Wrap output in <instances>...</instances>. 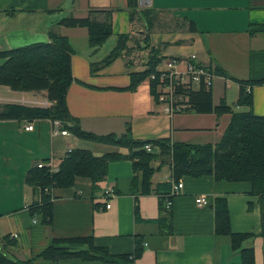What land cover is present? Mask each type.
<instances>
[{
	"label": "crops",
	"instance_id": "1",
	"mask_svg": "<svg viewBox=\"0 0 264 264\" xmlns=\"http://www.w3.org/2000/svg\"><path fill=\"white\" fill-rule=\"evenodd\" d=\"M70 1L0 0V48L7 51L47 42L50 30L66 37L73 50L70 69L74 79L66 105L83 131L119 136L129 124L137 140L201 145L219 142L230 114L216 116L190 110L168 116L156 104L147 78L134 91L125 90L130 74L146 71L150 58V49H135L142 45L145 29L141 19L130 21L127 0ZM138 5L158 12L162 25L153 29L149 41L151 47L159 49V57L181 59L193 54L210 69L221 68L229 79L218 76L214 80L213 105L223 99L234 112L248 110L236 106L239 86L231 79L264 77V0H138ZM90 9L114 10L112 35L95 51L88 45L85 28L55 25L67 16L84 18ZM181 18L195 23L197 32L167 28L173 25L172 20ZM96 20L102 21L103 16ZM124 34L130 39L127 52L92 73L91 64L102 61L117 36ZM250 92L253 112L264 116V84L251 87ZM40 98L47 100L46 93L17 92L0 86V106L43 107L39 106ZM53 123L48 119L0 120V239L13 243L3 250L9 260L54 264L37 258L52 240L92 237L94 245L107 249L110 255L131 254L138 242L142 253L134 264H239L240 254L232 250L230 237L214 233L213 203L225 198L231 232L252 235L242 247L251 246L254 264H264L262 211L259 198L250 193V185L215 181L212 176L184 177L180 179L182 192L173 199L170 210L162 206L161 211L159 193L168 189L158 191L157 186L168 183L171 169L169 163L160 165V159L150 163L154 173L147 194L142 192L141 173H134L131 162L124 158L110 162L106 178L95 185L89 178L77 177L72 187L50 188L46 192L52 202L50 225L31 216L28 207L40 201L41 192L36 193L25 178L38 163L53 160L59 166L72 149L87 150L95 157L128 155L125 148L78 139L69 132L55 135ZM29 124L32 131H25L24 125ZM133 181L135 194L131 191ZM106 188L113 190V196L103 194ZM199 196L207 197L209 204L197 206ZM106 202L109 209H104ZM57 264L110 263L66 259Z\"/></svg>",
	"mask_w": 264,
	"mask_h": 264
},
{
	"label": "trees",
	"instance_id": "2",
	"mask_svg": "<svg viewBox=\"0 0 264 264\" xmlns=\"http://www.w3.org/2000/svg\"><path fill=\"white\" fill-rule=\"evenodd\" d=\"M127 11L130 21L135 17L144 23L145 36L138 48L150 49L148 69L141 73L130 74V84L125 89L134 91L144 81L155 67L163 60L159 57V49L150 46L149 35L159 27L158 12L140 8L138 0H127ZM113 9H90L84 18L67 16L61 18L55 25L67 28H85L88 33V45L94 51L102 46L112 35ZM103 16L102 21L96 20ZM168 24L171 30H187L197 32L195 23L187 18L172 20ZM49 41L33 43L24 47L0 51V86L8 87L17 92H45L49 107H26L17 104L0 106V120H43L60 122L62 129L67 130L78 139L100 144L122 147L128 150L125 157L118 154L93 156L89 151L72 149L62 158L58 171L50 173L47 168L31 169L25 180L36 193L41 192L40 201L31 204L28 210L31 216L39 217L42 223H52V202L50 195L45 192L50 188L72 187L77 177L89 178L93 185L102 181L108 174L110 162L126 158L131 162L132 171L141 173L143 194L150 192L151 178L154 169L150 163L160 159V165L169 163L171 177L177 182L184 177L195 179L212 176L215 181L247 182L250 193L259 198L262 211L264 234V116L256 115L252 110V94L247 88L264 84L261 79L238 80L231 79L239 86L236 106L248 108L247 111L234 112L222 99L218 105H213L212 92L200 89L189 92L188 100L191 111L198 114H214L222 116L230 114V122L221 139L212 144L170 143L167 139L137 140L132 137L130 125L125 126L121 135H95L83 131L79 120L72 117L66 105V94L74 81L70 69L72 48L66 37L50 30L47 34ZM129 35H118L116 44L99 63H92L90 70L97 72L102 67L110 65L128 50ZM218 76L229 79L228 74L219 67L214 69ZM156 82H150V91L154 96ZM83 84V83H81ZM84 85V84H83ZM150 144L152 151L145 150ZM154 149H158L156 151ZM168 189L164 194L159 193L160 210L163 211V199L170 190V184H160L157 189ZM131 191L136 193L135 181ZM48 192V191H47ZM137 213V206H135ZM214 233L230 237L231 248L240 254L239 264H254V252L251 246L242 247L250 234L232 233L230 230L229 214L225 198H217L213 203ZM8 238L0 239V264H31L30 260H9L3 250L13 245ZM142 249L136 242L131 254L110 255L107 249L94 245L92 237L71 239H54L52 244L37 256L38 259L50 260L57 264L61 260L81 259L84 261H103L110 264H134L141 256Z\"/></svg>",
	"mask_w": 264,
	"mask_h": 264
},
{
	"label": "built area",
	"instance_id": "3",
	"mask_svg": "<svg viewBox=\"0 0 264 264\" xmlns=\"http://www.w3.org/2000/svg\"><path fill=\"white\" fill-rule=\"evenodd\" d=\"M1 51V48H0ZM213 69L199 63L196 55H190L187 58H169L163 59L147 77L149 82H156L154 86V100L162 109V112L168 116H174L190 111L191 105L188 100V93L200 89H212L215 78ZM250 92V88H247ZM53 133L55 135L66 136L68 131L62 129L60 122L53 123ZM32 125H24L25 131H32ZM145 150L152 151L150 144L145 145ZM37 168H47L50 173L58 171V165L53 164V160L43 161L36 165ZM170 190L163 199V207L168 211L172 206V201L183 189L181 180L175 182L172 177L168 179ZM48 190L46 189L45 192ZM105 196H113L114 192L110 188L104 189ZM199 207L207 206L209 200L205 196H199L195 199ZM109 203H105L104 209H109ZM35 222V221H34ZM13 237H16L15 235Z\"/></svg>",
	"mask_w": 264,
	"mask_h": 264
},
{
	"label": "rangeland",
	"instance_id": "4",
	"mask_svg": "<svg viewBox=\"0 0 264 264\" xmlns=\"http://www.w3.org/2000/svg\"><path fill=\"white\" fill-rule=\"evenodd\" d=\"M73 2V0H71L70 1V3H72ZM135 49H137V50H139L140 48H138V44L136 45V47H135ZM3 62V60H0V64ZM217 75V74H216ZM218 78V77H217ZM217 78H215V79H217ZM233 97H234V94H233ZM230 100V99H229ZM41 101V103H39V106H43V107H49L50 106V104H49V102L47 101V100H45V98H40V100H39V102ZM47 101V102H46ZM230 102V101H229ZM232 102V101H231ZM35 104V103H34ZM240 110L238 111V110H236V111H238V112H241V111H243V108H239ZM154 150H156V149H154ZM156 151H159L158 149L156 150ZM154 163V162H153Z\"/></svg>",
	"mask_w": 264,
	"mask_h": 264
}]
</instances>
